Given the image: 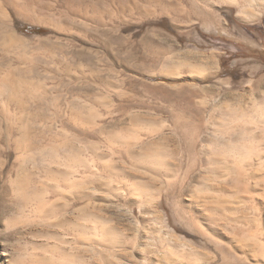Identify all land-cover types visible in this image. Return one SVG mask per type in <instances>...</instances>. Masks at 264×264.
Listing matches in <instances>:
<instances>
[{"label": "bare ground", "instance_id": "bare-ground-1", "mask_svg": "<svg viewBox=\"0 0 264 264\" xmlns=\"http://www.w3.org/2000/svg\"><path fill=\"white\" fill-rule=\"evenodd\" d=\"M234 2L240 3V14L250 22L260 15L252 5L264 4V0ZM19 6L27 7L28 3L0 0V120L4 122L0 123V153L5 156L0 176L5 177L11 191L9 204L24 203L0 219V234L7 241L19 234L13 238L16 244L0 245V264H264L261 99L251 94V104L231 106L230 100L222 101V97L221 102L215 96L210 110L208 100L195 98L190 91L187 96L177 93L174 99L161 97L168 104L163 103L157 119L134 114L137 126L103 130L104 143H93L91 154L73 150L64 138L56 140L59 133L45 144L47 140L32 126L34 113L28 108L30 100L37 99V92L43 103L47 88L44 81L36 84L30 80L27 70L23 75L22 63L17 60L22 42L14 27V13L19 14ZM194 67L191 71L200 74ZM171 73L178 76V68H171ZM165 107L170 108L167 112L171 116ZM217 110L219 116L214 113ZM99 117L97 113H72L71 120L93 130L100 125ZM39 123L41 130L47 124L44 118ZM36 139L41 142L35 149ZM178 143L183 144L181 149L176 147ZM2 144L14 149H5ZM65 147L67 155L62 152ZM12 154V165L5 164ZM196 163L204 174L191 193H184L188 181L194 180ZM80 167L85 170L83 175H78ZM89 175L92 180H88ZM242 176L252 179L250 194L226 183ZM176 197L185 211L176 207ZM246 202L255 205L256 215L247 214ZM133 207L138 209L140 220L135 219ZM187 236H202L205 244L198 245Z\"/></svg>", "mask_w": 264, "mask_h": 264}, {"label": "rangeland", "instance_id": "rangeland-1", "mask_svg": "<svg viewBox=\"0 0 264 264\" xmlns=\"http://www.w3.org/2000/svg\"><path fill=\"white\" fill-rule=\"evenodd\" d=\"M234 1L26 0L28 6H19V14L14 13V27L16 33L21 35L22 42L17 60L22 63L23 75L27 70L28 78L35 80L33 82L36 84L44 81L49 95L46 94L42 104L38 92L37 99L30 100L28 109L34 113L31 119L33 128L42 134L41 139L47 140L44 143L53 141L51 136L59 133L56 140L61 138L73 150L91 154L93 143H104L106 133H102L103 130L118 131L137 126L139 121L132 120L134 114L157 119L163 103L168 104L161 97L169 100L172 96L174 99L177 93L187 96L191 92L190 95L193 94L195 98L208 100L210 110L215 96L220 101L222 97V101L230 100L229 103L233 102L231 106L251 104V94L264 103V4L252 5L251 8L260 15L256 21L250 22L240 14V3ZM24 54H28L26 58L29 61ZM194 66L201 70L200 74L191 71ZM174 67L178 68V76L171 73ZM53 99L60 103H55ZM168 109L165 107L166 114L171 116ZM77 112L81 116L100 114L102 117L97 120L100 125L92 130L75 124L71 116L72 113L78 115ZM214 113L217 116L221 114L219 110ZM40 118L46 120L48 130L45 127L46 130H41ZM0 123L4 122L0 120ZM38 142L41 141L36 139L33 146L39 145ZM2 147L14 149L7 144H2ZM176 147L181 149L183 144L178 143ZM62 152L69 154L66 147L62 148ZM4 157L0 153V166L4 163ZM14 157L15 154H12L5 164L12 165ZM82 168L78 175L84 174ZM200 168V164L196 163L194 180L188 181L184 193H191L196 188L197 180L204 174L199 171ZM88 180H92L90 175ZM251 181L249 176H242L226 183L247 195L252 192ZM215 182L222 181L216 179ZM10 192L5 177L0 176V219L24 204L18 201L11 206ZM49 198L53 200L55 197L51 194ZM173 201L176 207L185 211L179 207L178 197ZM106 202L99 201L104 205ZM244 206L248 215H256L252 202H246ZM132 210L135 219L140 220L138 209L133 207ZM166 211L170 221L174 222L169 206ZM127 219L133 224L132 217L127 216ZM187 237L198 245L205 244L202 236ZM5 238L0 234V245L17 243L13 238L10 241Z\"/></svg>", "mask_w": 264, "mask_h": 264}]
</instances>
